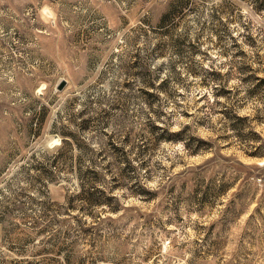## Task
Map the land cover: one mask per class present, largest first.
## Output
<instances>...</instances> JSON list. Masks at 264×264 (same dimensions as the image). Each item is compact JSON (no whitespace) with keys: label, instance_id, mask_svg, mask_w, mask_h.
<instances>
[{"label":"rangeland","instance_id":"rangeland-1","mask_svg":"<svg viewBox=\"0 0 264 264\" xmlns=\"http://www.w3.org/2000/svg\"><path fill=\"white\" fill-rule=\"evenodd\" d=\"M0 264H264V0H0Z\"/></svg>","mask_w":264,"mask_h":264},{"label":"trees","instance_id":"trees-1","mask_svg":"<svg viewBox=\"0 0 264 264\" xmlns=\"http://www.w3.org/2000/svg\"><path fill=\"white\" fill-rule=\"evenodd\" d=\"M176 138H173L174 141H177V142H182V144L184 145V148L185 147H188V142L186 139H184L183 137V133L182 131L181 132H178L176 135H174ZM180 137V138H179ZM64 142V141H63ZM261 155V154H260ZM259 154H254L255 157H260ZM224 189V188H223ZM225 190V189H224Z\"/></svg>","mask_w":264,"mask_h":264}]
</instances>
